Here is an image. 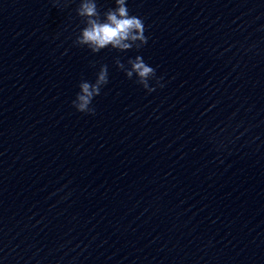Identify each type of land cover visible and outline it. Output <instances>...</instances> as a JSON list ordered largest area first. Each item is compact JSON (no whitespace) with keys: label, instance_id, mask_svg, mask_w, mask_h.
Instances as JSON below:
<instances>
[{"label":"clouds","instance_id":"1","mask_svg":"<svg viewBox=\"0 0 264 264\" xmlns=\"http://www.w3.org/2000/svg\"><path fill=\"white\" fill-rule=\"evenodd\" d=\"M115 8H109L103 13L98 9L97 0H80L76 14L82 19L85 26L81 29L74 43L78 46H86L92 53H99L102 49L111 47L124 52L132 48L139 50L147 44L143 19L129 13L126 0H115ZM118 69L122 70L126 77L141 85L151 93L156 87H163V77H157L156 70L149 66L144 59L137 55L129 58L126 66L119 58L115 60ZM155 80V85L150 81ZM108 66L102 65L94 82L81 80L79 92L72 101V106L80 113L94 115L95 108L92 102L101 94V89L107 85Z\"/></svg>","mask_w":264,"mask_h":264}]
</instances>
